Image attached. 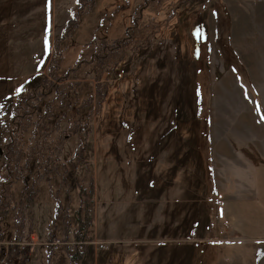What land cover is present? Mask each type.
Listing matches in <instances>:
<instances>
[{"label":"rangeland","instance_id":"374dc122","mask_svg":"<svg viewBox=\"0 0 264 264\" xmlns=\"http://www.w3.org/2000/svg\"><path fill=\"white\" fill-rule=\"evenodd\" d=\"M142 1L96 0L91 12L80 15L71 40L59 43L78 0H0V246L15 236L30 243L37 234L40 242L25 264H69L77 257L41 242L62 238L79 221L74 213L80 210L85 218L88 208L81 224L88 248L80 264H94L93 246L102 243L99 252L105 254V242L88 232L103 237V202L115 201L120 185L122 193L141 190L131 180H191L195 194L200 180L228 183L234 170L215 168L211 135L227 131L237 144L241 134L231 125L237 116L264 115V0H159L158 7L149 2L134 32L149 37L148 17L165 20L149 45L127 50L120 61H105L116 68L84 64L97 50L94 41L123 37ZM58 44L66 53L55 69ZM79 58L85 59L81 69L67 73ZM239 58L253 84L243 91L227 72L236 67L246 77ZM224 70L227 85L217 78ZM194 193L191 231L167 234L158 245L139 244L137 258L123 255L122 264H198L205 253L202 264H264V240H255L264 238V230L237 220L231 228L215 214L200 218ZM56 201L61 227L54 220ZM193 224L198 230L192 231ZM212 226L216 232H207ZM103 261L101 255L97 264Z\"/></svg>","mask_w":264,"mask_h":264},{"label":"crops","instance_id":"0c3cea01","mask_svg":"<svg viewBox=\"0 0 264 264\" xmlns=\"http://www.w3.org/2000/svg\"><path fill=\"white\" fill-rule=\"evenodd\" d=\"M231 32L232 27L230 26L229 40L232 41ZM219 53L221 55L220 50ZM236 53L238 54V52ZM239 60V67L243 68L246 77L237 74L236 72L239 73V70L236 67L228 69L227 72L229 71L233 74L236 87L242 91L244 88H253L247 63L241 58ZM225 71L218 72V77L215 76L219 78V82L221 81L222 84L227 85L226 79L228 76H226ZM232 88L233 86L230 87V89ZM217 100L215 98L214 104H221ZM262 116L264 115H255L251 111H244L237 116L235 123L231 124L233 129L241 134L239 139L236 138L237 144L233 142L230 138L232 135L229 134V136L227 131H223L218 135H211V160L215 168L217 169L221 165H225L224 167L229 166V169L234 170V172L230 173L231 175L228 174L230 177L228 183L225 180H200L201 183H199L197 194H195L194 191H191V180H131V183L136 186L138 185L144 193L141 190L138 191L137 188L133 195L132 192L122 193L120 185L115 201L110 202L109 200H113V198H105V202L103 203L107 208L103 209L102 215L107 219L104 221L105 225L102 227L105 228V230L103 229V237L96 236L95 231L92 235L88 232L89 237H93L95 241L105 242V247L103 248L105 254H100V248L93 246L94 264H97L101 255H103L104 259L103 264H122L121 257L123 255L131 257L130 260L137 258L139 244L152 243L158 245L159 243L156 242L163 240V237L167 234L180 233L179 235H181L183 232L188 233V231H191L192 222L190 226L189 218L191 216V203L195 200L191 197L193 193L194 195H198L197 203L201 207L198 211L202 213L200 218L203 216V218L212 219L215 214V216L218 215L220 217L223 224L225 223L231 228L232 222L237 220L239 223L247 224L246 227L251 226V229L263 231L264 174L262 172L264 171V119L261 118ZM221 122L223 123L222 126L227 123L224 119ZM247 153L252 154V157L247 155ZM251 158L253 161H251ZM241 170L246 171L243 174ZM244 176H246V180H238L239 177ZM207 184L209 185L207 186ZM130 195L132 196L130 197ZM205 199H210L213 205L211 206L210 202H205ZM57 201L54 204V220L59 221L58 227H61V215H59L60 212L56 211L55 208ZM80 219L82 221H80L81 224H85V218L80 217ZM214 221H217V218ZM210 225H212V222ZM209 227L208 229L205 227L207 232L215 230L214 226H212V230ZM59 230L61 231L60 228ZM194 230H198L195 225L192 231ZM205 238L206 236L200 238V243H204ZM255 240H264V238H255ZM87 248L88 246L81 253L77 254L79 260L76 261V264L82 262ZM260 254L263 259V251ZM205 256L206 253L203 260L198 261V264H202L204 259L207 258ZM130 262H125V264H130Z\"/></svg>","mask_w":264,"mask_h":264},{"label":"trees","instance_id":"16d2710c","mask_svg":"<svg viewBox=\"0 0 264 264\" xmlns=\"http://www.w3.org/2000/svg\"><path fill=\"white\" fill-rule=\"evenodd\" d=\"M155 2V5L157 4V7L159 6V0H143L140 4L137 5V7L133 10L132 13V23L131 25L127 26L124 30V35L122 38H117V39H111V40H104L103 42H97L94 41L97 47V50L93 53H89L85 62V59L83 58H79L77 59L73 66L69 67L67 70V73H71L74 71H78L81 69L82 64H86L89 62L96 63V68L100 69L104 68L108 69L109 66H111V68L115 67L116 62H114L112 65H107L105 64V61H107L109 58H115L117 61H120L121 58L125 57V53L127 50L130 51V53H132L133 51H135L136 49H138L139 47H143V46H147L149 45V43H151L153 37L158 33V30H160L159 28L161 26L164 25L165 20L162 21H158L155 22L154 20V14L150 17H148L150 19L151 24H149V29H147V31H151L149 37L148 35L141 38L143 35H141V33H137L134 32L137 30V26L139 24V22L141 21V19L145 16L143 13L150 9L149 7V2ZM79 2V8L76 9L75 11V16L73 18H71V20H69L66 23L65 29H63V33L61 36V39L59 41L60 42H64L65 40H67L68 38L71 40V36L72 33L76 30L78 24L81 22V16L88 14L89 12H91V9L94 8L96 0H78ZM124 6V5H123ZM155 6V8H157ZM119 8V7H118ZM117 7L115 8V10L117 11L118 9ZM158 9L155 10V14L157 13ZM174 14V12H173ZM81 15V16H80ZM156 28V30H155ZM155 34V35H154ZM140 35V36H137ZM56 48V52L53 55V59H52V66L53 68L55 67V69L59 68V64L60 61L62 59V57H64V54L66 53V48H61L59 44L55 47ZM223 49H221V54L223 55ZM130 58V56H129ZM88 59V60H87ZM99 69V70H100ZM103 70V69H102ZM94 72V71H93ZM96 72V71H95ZM100 72V71H99ZM123 72L125 73V69H123ZM33 81V80H32ZM31 81V82H32ZM103 86H105V84H103ZM27 87V85H26ZM104 91V90H103ZM133 91V88H132ZM102 94H104L102 92ZM200 102H198L199 104ZM102 115L104 116L105 114L102 113ZM99 117L101 118V114H99ZM125 126V125H124ZM127 133H129V135L131 136V134H135V130L132 131H127ZM129 135H126V139L127 141L129 140ZM88 210H86V216L85 218H88ZM76 215V219L81 221L80 219V210H78L77 213H75ZM84 217V216H83ZM82 217V218H83ZM82 222V221H81ZM0 237H2L1 233H0ZM73 257V256H72ZM79 260V257H74L72 259H69V264H76V261ZM25 257L22 261V264H25Z\"/></svg>","mask_w":264,"mask_h":264},{"label":"built area","instance_id":"2783aa9c","mask_svg":"<svg viewBox=\"0 0 264 264\" xmlns=\"http://www.w3.org/2000/svg\"><path fill=\"white\" fill-rule=\"evenodd\" d=\"M122 74L123 70H117L114 78H120ZM80 129L86 131L84 126ZM62 236V238L56 235L49 236L41 244L48 245L54 251L63 249L68 254H78L85 249V232L80 221H72ZM36 238H38L37 234L32 235V241L30 243H23L20 237L15 236L10 241L4 243L0 246V264H22L24 257L27 261L35 245L38 244L39 238ZM98 244L102 246V243Z\"/></svg>","mask_w":264,"mask_h":264},{"label":"snow or ice","instance_id":"6c2138e0","mask_svg":"<svg viewBox=\"0 0 264 264\" xmlns=\"http://www.w3.org/2000/svg\"><path fill=\"white\" fill-rule=\"evenodd\" d=\"M22 87H23V86H21V89H17V91L19 92L20 90H22ZM0 107H2V105H0ZM258 110H259V109H258ZM261 118L264 119V116H262Z\"/></svg>","mask_w":264,"mask_h":264}]
</instances>
